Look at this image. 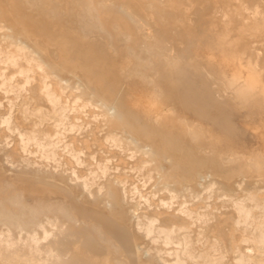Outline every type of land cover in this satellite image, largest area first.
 <instances>
[{
    "label": "rangeland",
    "instance_id": "374dc122",
    "mask_svg": "<svg viewBox=\"0 0 264 264\" xmlns=\"http://www.w3.org/2000/svg\"><path fill=\"white\" fill-rule=\"evenodd\" d=\"M110 3L131 22L98 0H0V264H177L178 248L197 264L144 217L196 258H256L230 200L264 205V0L257 19L247 0Z\"/></svg>",
    "mask_w": 264,
    "mask_h": 264
},
{
    "label": "bare ground",
    "instance_id": "6f19581e",
    "mask_svg": "<svg viewBox=\"0 0 264 264\" xmlns=\"http://www.w3.org/2000/svg\"><path fill=\"white\" fill-rule=\"evenodd\" d=\"M92 1V0H91ZM248 3H252L254 4V8L253 9H250L252 14H253V17L255 19H257L259 16H261V14L259 13L258 11V8H257V5L259 4L260 1L262 0H247ZM108 3L111 5L110 3V0H98V8H100L102 11H106L107 13H114L115 15H126V20L130 23L131 22V17L128 15V10H125V6L123 3H118V4H115L117 5V7L115 9H111V8H106V4L108 5ZM81 4V3H80ZM97 6V4H96ZM109 6V5H108ZM148 7V6H147ZM86 11H89L91 9V5H87L86 6ZM83 14V13H82ZM102 14V13H101ZM91 20V19H90ZM87 22V21H86ZM255 22V21H254ZM143 25V24H142ZM148 31V30H147ZM254 31L256 33H259L260 30L258 28V25L255 24L254 26ZM150 32V31H149ZM254 33V32H253ZM259 35V34H258ZM39 50V49H38ZM255 53V52H254ZM5 54V53H4ZM172 55V54H171ZM27 56V55H26ZM137 57V56H136ZM30 59V58H29ZM28 59V60H29ZM137 59V58H136ZM25 60V59H24ZM42 60V59H41ZM27 63V62H26ZM31 63V62H30ZM167 63V62H166ZM170 64V63H169ZM168 64H166L167 66ZM171 70L173 72H175L174 70V67L172 66ZM255 75V74H254ZM46 81V80H45ZM246 81V84L239 89L238 91V95L239 96H242L244 93L246 92H252L253 90H255L257 88V86L259 85V78H251L250 76V79H247L245 80ZM45 83V82H43ZM42 83V84H43ZM175 83V82H174ZM235 83V81H234ZM230 84V83H229ZM231 85V84H230ZM232 86V85H231ZM258 89V88H257ZM235 94V93H234ZM52 101V100H51ZM67 102V101H66ZM83 106V105H82ZM45 111H47L45 109ZM55 116V115H54ZM102 117H106V115H102ZM49 120V119H48ZM45 121V120H44ZM77 121V120H76ZM95 121V119H94ZM48 122V121H47ZM96 122V121H95ZM34 130V128H33ZM39 132V131H38ZM68 132V131H67ZM60 133V132H59ZM40 134V133H39ZM38 134V135H39ZM37 135V134H35ZM191 135V134H190ZM90 138V137H89ZM62 139V138H61ZM115 139V138H114ZM39 140V139H38ZM21 141V140H20ZM62 141V140H61ZM42 143V142H41ZM107 143V142H106ZM105 143V144H106ZM114 143V142H113ZM186 143V142H185ZM119 144V143H118ZM116 145V146H120V145ZM35 145V144H34ZM110 145V144H109ZM141 145V144H140ZM115 146V144H114ZM64 147V145H63ZM66 147V146H65ZM69 147V146H68ZM102 147V146H101ZM38 148V147H37ZM93 148V147H92ZM120 148V147H119ZM44 149V148H43ZM188 149H189V145L188 143L185 145L184 147V151L185 152H188ZM42 150V149H41ZM66 150V149H65ZM67 150H69L67 148ZM95 150V149H94ZM39 151V150H38ZM44 152V151H43ZM42 152V153H43ZM69 155V152L66 151ZM85 152V151H84ZM41 153V154H42ZM78 153V152H77ZM130 153V152H129ZM128 153V154H129ZM134 153V152H133ZM132 153V154H133ZM38 154V153H37ZM73 154V151L72 153ZM130 153V156L132 155ZM45 155V154H43ZM121 155V154H120ZM143 155V154H142ZM96 156V154L94 155ZM134 156V155H132ZM136 156V155H135ZM69 157L71 158V156L69 155ZM43 158V156H42ZM95 158V157H94ZM135 158V157H134ZM132 158V160L134 159ZM137 158V157H136ZM73 159V158H71ZM128 159V158H127ZM74 160V159H73ZM80 160V159H79ZM77 160V161H79ZM260 160V159H259ZM232 161V160H231ZM264 161V160H263ZM75 162V161H74ZM73 162V163H74ZM80 162V161H79ZM261 162V161H260ZM101 163V162H100ZM142 163V162H141ZM208 163V167L210 168H217L212 162H207ZM230 163V162H229ZM78 164V162H77ZM139 164V163H137ZM76 165V164H75ZM108 165V163H107ZM147 165V163H146ZM253 165V164H252ZM149 166V164H148ZM78 167V166H77ZM253 167V166H252ZM256 168H259L256 166H254ZM144 168V167H143ZM255 168V169H256ZM150 169V168H149ZM141 171V169H140ZM117 172V171H116ZM126 172V171H125ZM150 172V171H149ZM215 173H218V168L217 170L214 171ZM103 173V172H102ZM138 174H140L138 172ZM151 174V173H149ZM123 175V174H122ZM104 176V175H103ZM150 180V177H148L147 181ZM239 187V186H238ZM144 190V189H142ZM239 190V189H238ZM167 191V190H166ZM242 191V190H241ZM168 192V191H167ZM206 192L209 193V194H212L214 193V189L212 186H209L207 187L206 189ZM219 192V191H217ZM170 193V192H169ZM249 193V192H247ZM173 194V193H171ZM235 194H238V193H235ZM12 195V194H11ZM145 195V193H144ZM175 195V194H173ZM143 196V195H142ZM153 196V195H152ZM157 197V196H156ZM155 197V198H156ZM209 197V196H208ZM221 197V196H220ZM184 199V198H183ZM222 199V198H221ZM220 199V200H221ZM227 199V198H226ZM225 199V200H226ZM140 200V199H139ZM174 200V199H173ZM212 200V199H211ZM219 200V199H218ZM230 200V199H228ZM152 201V200H151ZM161 201V200H159ZM190 201V200H189ZM208 201V200H207ZM204 202V201H203ZM229 202V201H228ZM230 202L232 203V206L233 208L236 209V212H237V215H238V225H243L245 228H246V231L249 232V235H250V240L252 241V243L255 244L256 246V250L258 252V255L256 258H252L251 256H248V255H245L241 252H238L234 255V259H233V262L234 264H260V259L261 257L264 256V223L263 224H259L257 222V219L255 218L254 216V212H259L261 214V216L263 217L264 219V205L261 204L258 200H256L254 197L252 196H244L243 198H240V197H237L235 199H231ZM205 203V202H204ZM264 203V202H263ZM11 204L13 205H19V204H23L22 206V210L23 211H27L29 214L32 215V213H34V210L35 208L34 207H30V205H27V204H24L21 202L20 198H18L17 196L13 197L11 199ZM229 204V203H228ZM206 205V204H205ZM51 206V205H50ZM174 206V205H173ZM222 206V205H221ZM223 208V206H222ZM206 209V207H205ZM208 209L210 210L211 208L208 207ZM230 209V208H229ZM227 210V209H226ZM205 211V210H204ZM213 212H215L214 210H212ZM225 211V209H224ZM5 215L7 214L6 212H4ZM146 213V212H144ZM183 213L185 214V216L189 219H194L196 220L201 226L205 225L209 218V214L206 212V213H203V214H200L199 212L196 211H192V210H189V209H186V210H183ZM218 213V212H217ZM176 214V213H175ZM183 214V215H184ZM219 214V213H218ZM135 215V214H134ZM146 220H147V223L142 224V222L139 223V226L140 228L145 226V230L146 232L148 233V235H153V234H157L158 238L157 240H154L155 243H157V241L159 240H163V242L165 243L166 246H169V245H172L174 244L175 242H177V246L178 247H183L185 249V253L188 255V257L190 259H196L197 261V264H225L226 261H229L228 260V257H227V253H219L218 255H216L215 257H211V256H207L205 257L204 255L200 254L199 257H195L194 255H192L191 251H190V246L192 245V242L191 240L186 237L183 233V230H179L178 228L174 227L173 229L171 230H168V231H164L165 229L163 230H157L156 227H155V221H152L150 219H148L147 217H144ZM213 218V217H212ZM171 219V218H170ZM9 220H10V224H13L15 222V218L10 216L9 217ZM145 220V221H146ZM213 221H215V219L213 218ZM212 222V221H210ZM209 223V222H208ZM185 224V223H184ZM183 225V224H182ZM44 231V230H43ZM228 233V232H227ZM229 234V233H228ZM241 234V232H240ZM223 235V234H222ZM103 236V235H102ZM104 237V236H103ZM216 238V237H215ZM225 239V238H224ZM226 240V239H225ZM235 240V239H234ZM243 240H246V239H243ZM249 240V241H250ZM247 241V242H249ZM5 242L8 246H12L13 245V239H12V236H11V233H10V230L7 232V235L5 236ZM234 242V241H233ZM231 242V243H233ZM242 242V241H241ZM235 244V243H234ZM233 244V245H234ZM232 245V246H233ZM239 245V244H238ZM47 247V246H46ZM240 247V246H239ZM237 247V248H239ZM233 248V247H232ZM225 250V248H224ZM238 250V249H237ZM179 252H180V249L178 248L176 250V252L174 253V255L177 256V264H185L184 261L181 260L180 256H179ZM227 252V250H226ZM232 252V251H231ZM256 252V253H257ZM146 256V260L144 261L143 258ZM142 257V259H141ZM150 259V255H149V252H145L143 253V255H139V259L137 262H134L132 264H149L148 260ZM43 264V262H42ZM262 264V263H261Z\"/></svg>",
    "mask_w": 264,
    "mask_h": 264
}]
</instances>
